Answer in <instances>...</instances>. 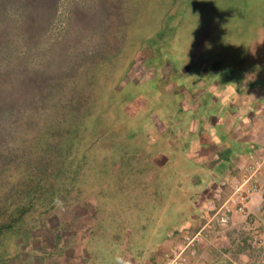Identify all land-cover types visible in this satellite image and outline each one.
Returning a JSON list of instances; mask_svg holds the SVG:
<instances>
[{
	"label": "rangeland",
	"instance_id": "374dc122",
	"mask_svg": "<svg viewBox=\"0 0 264 264\" xmlns=\"http://www.w3.org/2000/svg\"><path fill=\"white\" fill-rule=\"evenodd\" d=\"M174 1L47 0L32 3L37 27L7 30L0 58L32 71L19 94L0 78V222L14 223L0 264H264V144L246 161L259 197L223 223L215 213L250 169L206 190L227 166L198 165L181 137L229 115L213 84L246 94L264 125V0H186L171 15ZM46 56L49 71L34 70Z\"/></svg>",
	"mask_w": 264,
	"mask_h": 264
},
{
	"label": "crops",
	"instance_id": "0c3cea01",
	"mask_svg": "<svg viewBox=\"0 0 264 264\" xmlns=\"http://www.w3.org/2000/svg\"><path fill=\"white\" fill-rule=\"evenodd\" d=\"M186 71L188 73L191 72L190 69ZM202 83H204V77H198L195 84L200 86L199 84ZM213 83L214 82L210 85ZM173 88L174 87H172V89ZM211 88H213V91H218L220 94L219 98L227 103L229 115L223 119L216 116L203 123H200L199 121L194 122V124H192V134H189L187 130L182 128L181 137L188 139L187 143L189 147L188 151L185 152L186 156L189 159L195 160L198 165L205 166L212 172L214 171V168L218 169L221 165L227 166L223 173L218 175L217 178L210 177L206 180V190L213 186V184H217L221 181L223 177H230L239 170L243 172L245 168L250 169V176L248 174L249 177L246 179L244 178L245 182L240 180L235 189L237 191L233 190L232 192L234 193L221 204L220 208L215 213V216L217 217L227 213L228 220H231L232 216L234 217V215L242 214L244 212V207L247 205L252 208V205H254L253 202L257 197L256 190L253 189L254 186L250 184V181L252 182V176L256 174L258 165L247 166L246 161L254 158L253 160L257 162V154L264 144V125L261 124V122L257 123L258 119H260L259 117L255 119L252 116L254 115V110H250V108L247 110L244 109V103H249V101L245 100L246 94L232 98L233 90L227 84H213ZM176 92H181L186 95L190 93L189 90L186 89V86L182 85L181 87H178ZM256 104L260 106L261 102H257ZM256 107L258 106L256 105ZM159 122L157 121L160 127L161 122ZM200 127L202 128V131L208 133L210 140L206 138L201 139V137L196 138V134L201 131ZM177 138L179 139L178 136ZM175 140L176 138H173L171 141L174 142ZM158 157V161H161L160 164L165 163L164 161H168V158L164 153H161ZM195 176H197V178H194L195 181H202L201 177L198 175ZM243 188H248L249 198H251L250 201L247 200L248 196L247 198L242 195L240 196V190ZM237 200L241 201L243 204L240 205L239 208L235 204V201Z\"/></svg>",
	"mask_w": 264,
	"mask_h": 264
},
{
	"label": "trees",
	"instance_id": "16d2710c",
	"mask_svg": "<svg viewBox=\"0 0 264 264\" xmlns=\"http://www.w3.org/2000/svg\"><path fill=\"white\" fill-rule=\"evenodd\" d=\"M183 1L185 2V4L183 3ZM40 2L41 0H38L37 3L35 4V0H0V10L4 9V8H8L10 9L11 12H14L17 17L16 19H11L10 17L8 16H4V12L0 13V45H2V38H4V41L7 42L11 39V33H7L8 29H14L18 32H20V29H24V28H30V26H32V24H34V27H37L38 26V23H36L34 20L37 18V17H32L31 16V13H32V10L31 9V6H32V3L33 4V8H38L37 4H39L40 7H42V3L45 2L47 3V0H42L41 2V5H40ZM183 4H184V8L188 5V1L186 0H178V1H174L172 2V10H171V15H173V9H176V8H182L183 7ZM50 5L52 6V4L50 3ZM41 13V11H39L38 15ZM169 20H173V18H169ZM40 21H43L42 19H40ZM46 22V21H45ZM44 22V23H45ZM44 23L42 24V26L36 30V31H39L36 32V31H31L28 30V32H26V30L24 31L26 35H24L26 37V41H27V44H31L33 42V37L35 39H38L40 38V36L42 37V34L44 32ZM162 31V30H161ZM5 34V36H4ZM7 34V35H6ZM14 45H10V44H7L5 45L4 44V49H11ZM39 47L38 43L35 42V52H37V48ZM19 48V45H16V49ZM0 53H2V50L0 51ZM7 55V54H6ZM47 58V56H46ZM52 59L51 58H47V59H44V62L43 64L37 69V68H34V70H37L39 72V70L43 67L44 70L46 72L49 71V68L47 67L48 65L52 66L50 61ZM32 70H28V69H24V68H15V65L12 64L10 65V60L9 62H4L1 58H0V78H2L3 80V83L6 82L7 84L9 82L12 83V86L15 85V92H17V94H19L21 91H22V80L25 79V77H27L26 75L28 74L29 72V76H30V73H31ZM5 76H9L8 79H4ZM20 81H21V85H20ZM3 83H0V96H2L4 99L7 98L5 96V91L3 89L4 86H3ZM24 85V84H23ZM127 86V85H126ZM126 86H124L122 88L121 91L117 92L118 94H116V99H118V102H121V105L124 104L125 100L127 98H122L121 97V94L123 91H125L127 88ZM121 92V93H120ZM127 92V90H126ZM115 99V100H116ZM31 196H33V198H39L40 197V194L37 195V193H31ZM20 215L18 217V219L20 218L21 214H25L26 213V210L25 209H21L20 208ZM7 221H3V222H0V234L4 231V227L5 225L8 226V228L10 227H14V223L13 221H10L7 222ZM11 222V223H10Z\"/></svg>",
	"mask_w": 264,
	"mask_h": 264
},
{
	"label": "built area",
	"instance_id": "2783aa9c",
	"mask_svg": "<svg viewBox=\"0 0 264 264\" xmlns=\"http://www.w3.org/2000/svg\"><path fill=\"white\" fill-rule=\"evenodd\" d=\"M219 217H220V219H221V221H222L223 223H225V222H227V221H228V216H227V213H226V214H224V215H220Z\"/></svg>",
	"mask_w": 264,
	"mask_h": 264
}]
</instances>
